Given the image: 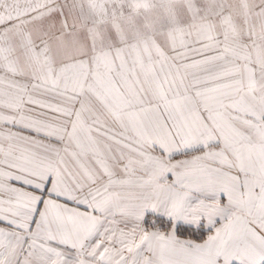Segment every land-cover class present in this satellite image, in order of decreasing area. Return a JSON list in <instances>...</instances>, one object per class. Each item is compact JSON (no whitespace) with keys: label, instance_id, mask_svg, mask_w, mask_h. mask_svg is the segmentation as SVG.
Segmentation results:
<instances>
[{"label":"snow or ice","instance_id":"1","mask_svg":"<svg viewBox=\"0 0 264 264\" xmlns=\"http://www.w3.org/2000/svg\"><path fill=\"white\" fill-rule=\"evenodd\" d=\"M0 264H264V0H0Z\"/></svg>","mask_w":264,"mask_h":264}]
</instances>
